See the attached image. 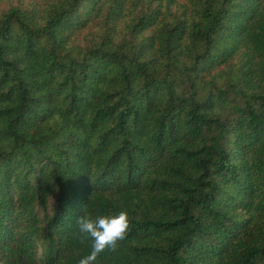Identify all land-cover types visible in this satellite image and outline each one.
Listing matches in <instances>:
<instances>
[{"label": "trees", "instance_id": "1", "mask_svg": "<svg viewBox=\"0 0 264 264\" xmlns=\"http://www.w3.org/2000/svg\"><path fill=\"white\" fill-rule=\"evenodd\" d=\"M0 0V264H264V0Z\"/></svg>", "mask_w": 264, "mask_h": 264}, {"label": "clouds", "instance_id": "2", "mask_svg": "<svg viewBox=\"0 0 264 264\" xmlns=\"http://www.w3.org/2000/svg\"><path fill=\"white\" fill-rule=\"evenodd\" d=\"M129 227L130 220L126 210H121L118 214L98 215L95 218L85 212L77 217L81 242L91 240L90 253L80 258L78 264H98L101 254L115 252L119 242L126 238Z\"/></svg>", "mask_w": 264, "mask_h": 264}, {"label": "rangeland", "instance_id": "3", "mask_svg": "<svg viewBox=\"0 0 264 264\" xmlns=\"http://www.w3.org/2000/svg\"><path fill=\"white\" fill-rule=\"evenodd\" d=\"M30 0H5V2H4V7L5 8H7V7H9L8 5H11V4H13V5H16V4H19V3H27V2H29Z\"/></svg>", "mask_w": 264, "mask_h": 264}]
</instances>
